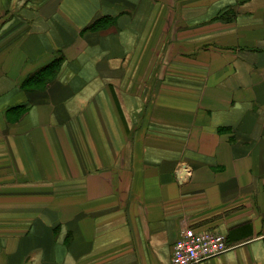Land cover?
Here are the masks:
<instances>
[{
	"label": "crops",
	"instance_id": "crops-1",
	"mask_svg": "<svg viewBox=\"0 0 264 264\" xmlns=\"http://www.w3.org/2000/svg\"><path fill=\"white\" fill-rule=\"evenodd\" d=\"M0 45V264H173L186 225L264 264V0H0Z\"/></svg>",
	"mask_w": 264,
	"mask_h": 264
},
{
	"label": "built area",
	"instance_id": "built-area-1",
	"mask_svg": "<svg viewBox=\"0 0 264 264\" xmlns=\"http://www.w3.org/2000/svg\"><path fill=\"white\" fill-rule=\"evenodd\" d=\"M230 248L227 236L222 232L186 225L175 241L172 262L173 264H199L223 254Z\"/></svg>",
	"mask_w": 264,
	"mask_h": 264
},
{
	"label": "rangeland",
	"instance_id": "rangeland-1",
	"mask_svg": "<svg viewBox=\"0 0 264 264\" xmlns=\"http://www.w3.org/2000/svg\"><path fill=\"white\" fill-rule=\"evenodd\" d=\"M179 1V0H178ZM201 5V4H200ZM199 5V6H200ZM208 10V8H207V6H205V11H206V16H208V15H210L211 13L210 12H208L207 11ZM212 12V11H211ZM239 13V11H238V9H237V7L236 6H228V7H225V8H222L221 10H219L217 13H216V15H213V16H211V17H209V18H207V19H205V21L203 22V23H206V22H212V21H223V22H226V23H229V22H232V21H234L235 20V18H236V16H237V14ZM102 16H105V15H101V16H98L97 18H99V17H102ZM97 18H95L94 20H96ZM144 17H142V19H143ZM114 19H116L115 17H114ZM93 20V21H94ZM92 21V22H93ZM91 22V23H92ZM90 23V24H91ZM89 24V25H90ZM88 25V26H89ZM87 26V27H88ZM87 27L83 30V32L85 33L86 31L85 30H88L87 29ZM117 31V30H119L118 29V26H116V22L114 23V24H112V25H106V27L105 28H102V29H99V30H89V31H91V32H93V34H97V33H101V35L102 34H108L107 32H111V31ZM207 31H205V33H206ZM1 46V45H0ZM205 47H210V48H215V49H219L220 47H218V45H215L214 43H206L205 45H204ZM170 52V51H169ZM60 55H62L63 56V62H62V65H61V68H62V66H63V64H64V61H65V56H64V53L62 52V49H57L56 50V52L54 53V56L52 57V59L49 61V62H51L52 60H54L55 58H57L58 56H60ZM49 62H47V63H45V64H43L41 67H39L38 69H40V68H42L43 66H45V65H47ZM61 68H60V70H61ZM38 69H36L35 71H33L32 73H30L26 78H28L30 75H32V74H34V72H36ZM60 72V71H59ZM59 72H58V74H57V76H56V78L58 77V75H59ZM179 77H182V76H184L183 74H177ZM187 76H189V75H187ZM26 78L24 79V81L22 82V84H21V88L22 89H24V90H26V91H28V92H33V91H35V90H38V89H40V90H42V91H47V89H48V86L53 82V81H55V79L56 78H52V77H50L49 76V78H48V80H47V83H35V84H32V85H28V86H26V85H24V82H25V80H26ZM190 99V98H189ZM18 105H25L26 107H27V109H26V111L24 112V114L29 110V108H30V106H29V104L28 103H24V104H17V105H15V106H18ZM15 106H12V107H15ZM12 107H10V108H8L7 110H6V115H8L10 118H12L13 120H16L17 119V114H12V112L10 111V109L12 108ZM24 114H22V115H24ZM21 115V116H22ZM228 129V127H222V129L221 130H227ZM8 211V210H7Z\"/></svg>",
	"mask_w": 264,
	"mask_h": 264
},
{
	"label": "trees",
	"instance_id": "trees-1",
	"mask_svg": "<svg viewBox=\"0 0 264 264\" xmlns=\"http://www.w3.org/2000/svg\"><path fill=\"white\" fill-rule=\"evenodd\" d=\"M116 22L114 17L110 15H105L102 17L97 18L94 20L88 27V30H99L102 28H105L106 25H112ZM63 56L60 55L51 62H49L47 65L43 66L42 68L38 69L34 74L30 75L28 78H26L24 85H32L35 83H47V80L50 77L56 78L58 72L60 71L62 62H63ZM27 107L25 105H18L15 107H12L10 111L14 114H17L18 117H20L24 112L26 111Z\"/></svg>",
	"mask_w": 264,
	"mask_h": 264
}]
</instances>
